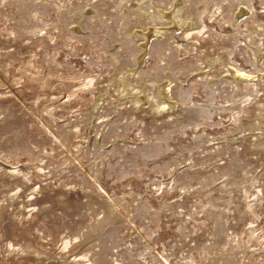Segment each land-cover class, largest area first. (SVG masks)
Returning <instances> with one entry per match:
<instances>
[{
	"label": "rangeland",
	"instance_id": "obj_1",
	"mask_svg": "<svg viewBox=\"0 0 264 264\" xmlns=\"http://www.w3.org/2000/svg\"><path fill=\"white\" fill-rule=\"evenodd\" d=\"M0 264H264V0H0Z\"/></svg>",
	"mask_w": 264,
	"mask_h": 264
}]
</instances>
